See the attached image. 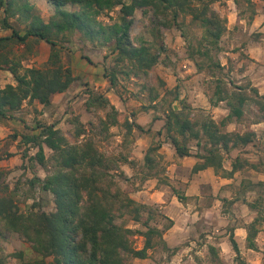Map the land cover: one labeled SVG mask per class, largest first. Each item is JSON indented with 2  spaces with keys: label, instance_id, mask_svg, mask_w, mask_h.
Listing matches in <instances>:
<instances>
[{
  "label": "clouds",
  "instance_id": "1",
  "mask_svg": "<svg viewBox=\"0 0 264 264\" xmlns=\"http://www.w3.org/2000/svg\"><path fill=\"white\" fill-rule=\"evenodd\" d=\"M132 3L102 7L83 44L40 27L29 51L27 32L0 23L12 48L0 60V187L31 223L58 215L69 197L57 180L74 181L71 210L89 226L103 217L97 260L264 264V0H188L177 20L141 12L128 26ZM48 72L38 91L34 74ZM0 226L3 264L44 259Z\"/></svg>",
  "mask_w": 264,
  "mask_h": 264
},
{
  "label": "trees",
  "instance_id": "2",
  "mask_svg": "<svg viewBox=\"0 0 264 264\" xmlns=\"http://www.w3.org/2000/svg\"><path fill=\"white\" fill-rule=\"evenodd\" d=\"M47 1L53 7L54 12L50 16L51 24L45 27L46 19L42 16L35 1L0 0V23L5 28H11L13 35L27 32L24 41L29 51L33 49L34 44L39 43L29 40V37L39 35V33H34L33 29L40 27L45 29V35L53 39H62L71 44L76 36H79L78 41L83 42L85 30L90 32L97 26L101 8L111 6L113 3V0ZM140 4L146 7L137 11V5ZM187 4L188 0H133L132 6L125 9L129 15H132V20L126 21V24L128 26L134 24V14L138 12H142L145 17L151 14L153 24L158 22L156 18L161 15L167 18L169 12H171L172 19L177 20L181 14L190 11ZM199 19V15H194L193 24ZM11 51V46L0 40V60H5L6 54ZM48 75H51V72L34 74L38 91L44 87ZM7 102L12 107H18L20 103L16 97H10ZM5 103V100L0 99V116L5 112ZM25 140L30 141L31 136L26 135ZM42 161L43 156L41 155ZM29 183L32 184V182ZM73 184L74 181L65 179L61 185L58 179L57 187L65 189L69 197L62 201L60 213L49 218L46 213L42 212L31 223L24 222L23 217L17 215L20 206L15 195L9 192L7 186L0 187V220L7 219L12 231L19 236L26 237L30 247L44 257L43 260L33 258L28 261V264H112L107 258L104 260L96 258L97 251L101 250V237H98L97 232L103 217L98 216L94 225L89 226L86 220L71 210L72 199L76 196ZM6 233L8 229L0 226V237H5ZM89 240L93 245L91 254L87 250ZM111 241V234L105 231L102 242L110 243ZM0 264H3V260H0Z\"/></svg>",
  "mask_w": 264,
  "mask_h": 264
},
{
  "label": "rangeland",
  "instance_id": "3",
  "mask_svg": "<svg viewBox=\"0 0 264 264\" xmlns=\"http://www.w3.org/2000/svg\"><path fill=\"white\" fill-rule=\"evenodd\" d=\"M33 1H35V3L37 4V6H38V8H39V10H40V12L42 14V16L45 19H48L53 14V12H54L53 7L48 3L47 0H33ZM139 13H141V12L136 13V15H139ZM136 15H135L134 23H136ZM78 38H79V36H76V39L77 40L76 39L73 40L72 43L83 44V42L78 41L79 40ZM5 186L6 185H4L3 187H5ZM19 187L20 186L17 185V188H18L17 191H19ZM18 203H19V201H18ZM17 236H19V235H17ZM5 238H7V236H5ZM29 246H30V244H29Z\"/></svg>",
  "mask_w": 264,
  "mask_h": 264
},
{
  "label": "crops",
  "instance_id": "4",
  "mask_svg": "<svg viewBox=\"0 0 264 264\" xmlns=\"http://www.w3.org/2000/svg\"><path fill=\"white\" fill-rule=\"evenodd\" d=\"M47 20V19H46Z\"/></svg>",
  "mask_w": 264,
  "mask_h": 264
}]
</instances>
